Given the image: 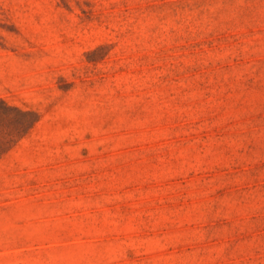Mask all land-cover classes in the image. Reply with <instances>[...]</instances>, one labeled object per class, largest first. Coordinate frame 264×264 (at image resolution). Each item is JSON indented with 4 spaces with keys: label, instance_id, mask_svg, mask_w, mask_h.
<instances>
[{
    "label": "rangeland",
    "instance_id": "374dc122",
    "mask_svg": "<svg viewBox=\"0 0 264 264\" xmlns=\"http://www.w3.org/2000/svg\"><path fill=\"white\" fill-rule=\"evenodd\" d=\"M0 264H264V0H0Z\"/></svg>",
    "mask_w": 264,
    "mask_h": 264
}]
</instances>
